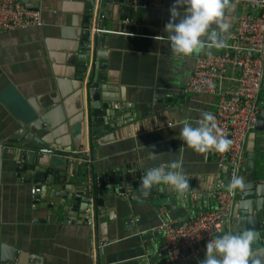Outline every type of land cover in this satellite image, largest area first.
Instances as JSON below:
<instances>
[{
    "label": "crops",
    "instance_id": "0c3cea01",
    "mask_svg": "<svg viewBox=\"0 0 264 264\" xmlns=\"http://www.w3.org/2000/svg\"><path fill=\"white\" fill-rule=\"evenodd\" d=\"M89 2L25 0L27 8L41 12L42 25L0 33V264H194L169 261L161 249L159 226L166 217L185 219L213 207L210 191L219 179L227 180L214 156L193 150L179 138L185 122L194 124L202 113L216 110V94L200 96L184 87L195 60L223 51V46L206 44L187 56L173 53L164 31L173 0L135 1L129 5L133 18L128 19H120L117 4L106 3L105 20L111 23L95 27L101 40L95 47L92 40L93 48L89 44V57L92 52L93 62L96 58L105 66L108 76L102 86L113 99L111 106L122 103V115L109 119L114 125L98 137L93 161L97 170H118L117 184L124 186L140 182L137 173L143 176L151 167L177 163L189 181L186 191L153 185L158 189L152 201L129 191L111 193L105 207L97 208V219L84 218L73 209L48 207L59 198L53 190L44 192L45 183L41 193L49 202L36 207L34 184L20 181L15 170L20 149L10 145L4 151L3 144L26 125L53 142L73 136L71 127L82 119L76 56ZM227 5L221 20L228 27L218 32L223 45L230 42L227 34L237 11L233 3ZM263 144L261 134V152ZM46 159L48 155L41 158ZM79 164L71 163L61 177L71 192L79 188ZM167 193L166 201L161 196Z\"/></svg>",
    "mask_w": 264,
    "mask_h": 264
},
{
    "label": "water",
    "instance_id": "95a60500",
    "mask_svg": "<svg viewBox=\"0 0 264 264\" xmlns=\"http://www.w3.org/2000/svg\"><path fill=\"white\" fill-rule=\"evenodd\" d=\"M135 1L146 3L149 0H90L89 6H87L82 32L83 44L76 56L79 64L77 73L81 81L80 89L83 98L80 106L82 119L71 127L73 136L70 139H64L61 143L53 142L47 136L40 134L38 130L35 131L26 125L25 129L17 130L14 135H11L9 141L3 144L5 152H8L10 145L20 149L15 165L19 180L28 184L33 183L34 187H40V192L32 195L36 207L49 202L41 193L42 183H45V193L50 194L53 190V197L59 198L58 201L54 200L51 204L49 202L48 207L56 204L65 211L73 209L82 213L84 218L94 217L97 219L101 214L97 208L105 207L106 203L110 201L111 193L125 194L129 191L140 198L148 195V198L144 199L149 201L154 199L153 192L158 187L152 186L145 190L138 188L140 182L137 181L127 185L128 187L120 184L122 188H118L116 176L119 171L97 170L93 161L95 159L94 149L101 143L98 137L114 125L109 122L111 117L122 115V103L116 101L115 105H110V101L113 99L102 86L108 76L102 63H98V60L94 58L93 65L88 70L87 63L91 51L89 44L94 41L95 47L101 40V34L98 32L93 34L91 29L94 26L97 29H102L111 23L105 20L106 3L117 4L120 7V19H128L133 18L134 11L129 5ZM150 3H155V0H150ZM96 15L97 21L93 22ZM262 89L264 90V81ZM260 108L258 120L247 139V163L241 171L243 184L242 187L237 188L239 199L234 205L231 228L226 231L238 233L241 230L250 229L256 234L250 245L249 264H264V144L262 152L259 151L257 145L259 135L262 134L264 140V98L260 100ZM60 145L61 147H59ZM82 145L83 148H81ZM15 154H17L16 149L13 151V155ZM44 155H48L49 159L42 161L41 158ZM72 158H90L92 165L88 169L86 163L73 162ZM71 163L79 164L82 172L78 179L79 184H76L79 188L75 192H71L69 184H64L65 179L61 178ZM223 173L227 180L231 179L227 167L223 168ZM141 177L142 174L137 173L135 179L138 180ZM169 197L168 193L161 196L166 201Z\"/></svg>",
    "mask_w": 264,
    "mask_h": 264
},
{
    "label": "built area",
    "instance_id": "2783aa9c",
    "mask_svg": "<svg viewBox=\"0 0 264 264\" xmlns=\"http://www.w3.org/2000/svg\"><path fill=\"white\" fill-rule=\"evenodd\" d=\"M25 0H0V33L42 25L39 10L29 9ZM236 6L233 30L227 34L229 43L223 51L198 57L188 77L184 91L200 96L216 94L218 102L212 113L225 138L231 141L226 151L210 149L221 168L227 167L231 179H219L210 191L215 205L202 209L185 219L166 217L159 231L162 248L169 261L200 264L206 251V243L215 236L230 230L232 211L237 202V188L230 189L234 177H241L247 163L246 143L254 129L260 112V99L264 81V0H227ZM97 21V15L94 21ZM95 32V26L92 27ZM92 45V44H91ZM93 48V45L92 47ZM93 65V53L87 63ZM90 66V67H89ZM211 83L213 87L209 88ZM73 162L86 163L90 158H72ZM122 188V185H118ZM40 187L31 189L32 195Z\"/></svg>",
    "mask_w": 264,
    "mask_h": 264
},
{
    "label": "clouds",
    "instance_id": "9594fccd",
    "mask_svg": "<svg viewBox=\"0 0 264 264\" xmlns=\"http://www.w3.org/2000/svg\"><path fill=\"white\" fill-rule=\"evenodd\" d=\"M227 6V0H173L169 8V19L164 25L173 53L187 56L206 44L208 48L223 46L218 32L227 30L228 25L221 20ZM213 25H216V30ZM208 87L213 85L209 83ZM179 138L198 152L210 149L223 152L231 144L209 112L202 113L194 124L185 122L180 129ZM160 184L171 186L179 193L189 188V181L177 163L169 167L149 168L140 178L138 188L147 190ZM242 184V178L237 176L228 187L236 189L242 187ZM255 235L252 230L246 229L215 236L206 243L205 255L200 264H249L250 245Z\"/></svg>",
    "mask_w": 264,
    "mask_h": 264
},
{
    "label": "rangeland",
    "instance_id": "374dc122",
    "mask_svg": "<svg viewBox=\"0 0 264 264\" xmlns=\"http://www.w3.org/2000/svg\"><path fill=\"white\" fill-rule=\"evenodd\" d=\"M264 97V90L262 91V93H261V99ZM260 99V100H261Z\"/></svg>",
    "mask_w": 264,
    "mask_h": 264
},
{
    "label": "flooded vegetation",
    "instance_id": "af4514ba",
    "mask_svg": "<svg viewBox=\"0 0 264 264\" xmlns=\"http://www.w3.org/2000/svg\"><path fill=\"white\" fill-rule=\"evenodd\" d=\"M264 98V97H263Z\"/></svg>",
    "mask_w": 264,
    "mask_h": 264
}]
</instances>
